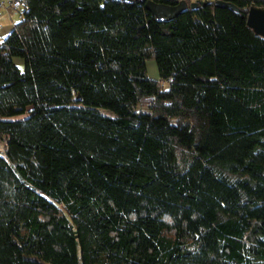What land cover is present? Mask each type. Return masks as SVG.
I'll return each mask as SVG.
<instances>
[{
  "label": "trees",
  "instance_id": "16d2710c",
  "mask_svg": "<svg viewBox=\"0 0 264 264\" xmlns=\"http://www.w3.org/2000/svg\"><path fill=\"white\" fill-rule=\"evenodd\" d=\"M131 1L23 0L0 42V264H264V0Z\"/></svg>",
  "mask_w": 264,
  "mask_h": 264
},
{
  "label": "water",
  "instance_id": "95a60500",
  "mask_svg": "<svg viewBox=\"0 0 264 264\" xmlns=\"http://www.w3.org/2000/svg\"><path fill=\"white\" fill-rule=\"evenodd\" d=\"M110 1H119V2H132L131 0H110ZM175 1V0H173ZM177 4L171 6L169 4L163 3L158 4L152 0L147 1L145 8L146 10L154 15L159 22L164 21H173L177 16L186 12L189 8L190 10H197L199 4L196 2H187V0H177ZM215 5L221 9L228 8L233 12L238 13L236 6L232 5L230 2L216 1ZM248 15L247 24L254 32L261 37H264V8H256V6L250 7Z\"/></svg>",
  "mask_w": 264,
  "mask_h": 264
},
{
  "label": "crops",
  "instance_id": "0c3cea01",
  "mask_svg": "<svg viewBox=\"0 0 264 264\" xmlns=\"http://www.w3.org/2000/svg\"><path fill=\"white\" fill-rule=\"evenodd\" d=\"M16 17L19 18L18 14L14 13L11 15L8 14V12H6L4 9H0V37H2L4 34L5 37L12 31L17 22ZM4 37L1 39L3 40ZM2 40H0V42Z\"/></svg>",
  "mask_w": 264,
  "mask_h": 264
},
{
  "label": "built area",
  "instance_id": "2783aa9c",
  "mask_svg": "<svg viewBox=\"0 0 264 264\" xmlns=\"http://www.w3.org/2000/svg\"><path fill=\"white\" fill-rule=\"evenodd\" d=\"M23 3V0H0V9H4L11 15L20 14L22 10L26 9Z\"/></svg>",
  "mask_w": 264,
  "mask_h": 264
},
{
  "label": "rangeland",
  "instance_id": "374dc122",
  "mask_svg": "<svg viewBox=\"0 0 264 264\" xmlns=\"http://www.w3.org/2000/svg\"><path fill=\"white\" fill-rule=\"evenodd\" d=\"M18 15H20V14H18ZM19 18L18 17H16V20H18ZM5 35V34H4ZM4 35H2V37H4ZM2 37H0V40H2L1 38ZM146 66H147V71H148V73H147V76L149 77V78H151V79H158L159 77H158V67H157V65H156V63H155V59H153V60H149V61H147L146 62ZM27 115V114H26ZM26 115H19L18 117H13V118H10L11 120H16V119H18V118H24ZM5 142V141H4ZM4 145H5V143H4Z\"/></svg>",
  "mask_w": 264,
  "mask_h": 264
}]
</instances>
